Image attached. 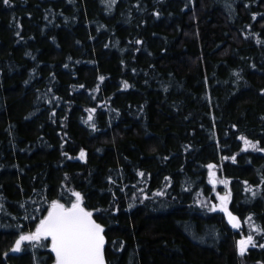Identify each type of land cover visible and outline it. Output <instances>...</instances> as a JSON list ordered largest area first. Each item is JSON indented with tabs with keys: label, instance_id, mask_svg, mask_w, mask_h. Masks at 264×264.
I'll return each mask as SVG.
<instances>
[{
	"label": "trees",
	"instance_id": "1",
	"mask_svg": "<svg viewBox=\"0 0 264 264\" xmlns=\"http://www.w3.org/2000/svg\"><path fill=\"white\" fill-rule=\"evenodd\" d=\"M260 149L264 0H0V264L73 192L108 264H264Z\"/></svg>",
	"mask_w": 264,
	"mask_h": 264
},
{
	"label": "snow or ice",
	"instance_id": "2",
	"mask_svg": "<svg viewBox=\"0 0 264 264\" xmlns=\"http://www.w3.org/2000/svg\"><path fill=\"white\" fill-rule=\"evenodd\" d=\"M3 2L8 4L9 0H3ZM99 79L103 81L104 77L101 76ZM124 86L128 87L129 85L124 82ZM91 111L94 112L95 109ZM89 119L91 120V116ZM240 139L244 141L246 146L255 147L245 137L241 136ZM260 150L264 151V149ZM84 156V152L81 151L80 159H83ZM232 159L234 160L235 157ZM208 167L211 169L214 166L208 165ZM139 174L141 176L144 175L142 172ZM210 175L213 174L210 173ZM221 182L225 185L228 183L226 180ZM72 195L75 200L70 202V206L61 203L60 200H52L46 210L47 215L39 220L35 231L21 234L15 241L13 251H19L25 241H50V245L41 243L40 246H50L51 252L55 254L54 264H106L104 256L106 243L104 226L93 218V211L83 206V196L80 192H73ZM219 200L220 210L227 214L232 227L238 228L240 226L239 217L234 216L227 207L229 195L219 196ZM215 207L213 206L210 210H215ZM247 219L251 220V217ZM257 230L260 231V229ZM249 244L255 246L251 235L238 241L241 255L244 254ZM261 247H264V245H261Z\"/></svg>",
	"mask_w": 264,
	"mask_h": 264
},
{
	"label": "rangeland",
	"instance_id": "3",
	"mask_svg": "<svg viewBox=\"0 0 264 264\" xmlns=\"http://www.w3.org/2000/svg\"><path fill=\"white\" fill-rule=\"evenodd\" d=\"M211 180H215L216 181V184L215 185H213L212 183V186L215 188V191H216V196L219 198V196H223L224 195V193H222V191H225V189H223V190H221L220 188H222V187H225L226 185L224 184V183H222L221 181H223V180H221L220 178H218L217 176H212L211 177ZM211 182V181H210ZM221 190V191H220ZM220 193V194H219ZM217 208H218V206H217ZM243 239H246V238H243ZM252 246V244H249V245H247V248L246 249H248L249 247H251ZM239 247V246H238Z\"/></svg>",
	"mask_w": 264,
	"mask_h": 264
},
{
	"label": "water",
	"instance_id": "4",
	"mask_svg": "<svg viewBox=\"0 0 264 264\" xmlns=\"http://www.w3.org/2000/svg\"><path fill=\"white\" fill-rule=\"evenodd\" d=\"M84 154H85V152H84ZM85 160V156H84V159H83V161ZM211 183L213 184V185H215L216 184V181L215 180H211ZM228 217V216H227ZM94 218V217H93ZM95 219V218H94ZM106 239V238H105ZM106 246H107V241H106V243H105V246H104V256H105V261H106V264H108L107 263V259H106ZM54 254V253H53ZM55 255V254H54Z\"/></svg>",
	"mask_w": 264,
	"mask_h": 264
}]
</instances>
